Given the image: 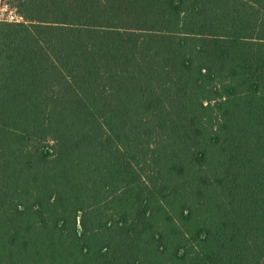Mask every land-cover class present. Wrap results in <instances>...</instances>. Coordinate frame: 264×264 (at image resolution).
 I'll list each match as a JSON object with an SVG mask.
<instances>
[{
	"label": "trees",
	"instance_id": "1",
	"mask_svg": "<svg viewBox=\"0 0 264 264\" xmlns=\"http://www.w3.org/2000/svg\"><path fill=\"white\" fill-rule=\"evenodd\" d=\"M0 264H264V0H8Z\"/></svg>",
	"mask_w": 264,
	"mask_h": 264
},
{
	"label": "rangeland",
	"instance_id": "2",
	"mask_svg": "<svg viewBox=\"0 0 264 264\" xmlns=\"http://www.w3.org/2000/svg\"><path fill=\"white\" fill-rule=\"evenodd\" d=\"M5 0H0V18L7 16V17H12V15L14 14V12L10 11V9H5L6 5H5ZM7 6H8V0H6Z\"/></svg>",
	"mask_w": 264,
	"mask_h": 264
},
{
	"label": "built area",
	"instance_id": "3",
	"mask_svg": "<svg viewBox=\"0 0 264 264\" xmlns=\"http://www.w3.org/2000/svg\"><path fill=\"white\" fill-rule=\"evenodd\" d=\"M4 3L6 5L5 9H8V10L10 9V11L14 12V14L10 18L7 17V16H4V17H1V19H3V18H5L7 20H18V19H20L19 16L16 14L15 10L14 9H11L9 6H7L6 0H5Z\"/></svg>",
	"mask_w": 264,
	"mask_h": 264
}]
</instances>
